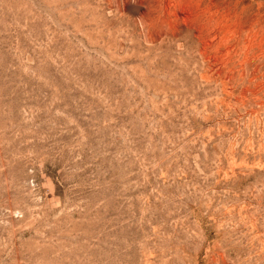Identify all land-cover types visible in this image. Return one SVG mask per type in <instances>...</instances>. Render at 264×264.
I'll return each mask as SVG.
<instances>
[{
	"label": "rangeland",
	"instance_id": "1",
	"mask_svg": "<svg viewBox=\"0 0 264 264\" xmlns=\"http://www.w3.org/2000/svg\"><path fill=\"white\" fill-rule=\"evenodd\" d=\"M0 264H264V0H0Z\"/></svg>",
	"mask_w": 264,
	"mask_h": 264
},
{
	"label": "bare ground",
	"instance_id": "2",
	"mask_svg": "<svg viewBox=\"0 0 264 264\" xmlns=\"http://www.w3.org/2000/svg\"><path fill=\"white\" fill-rule=\"evenodd\" d=\"M183 1V0H182ZM187 2V1H186ZM177 13V12H176ZM250 63V62H249Z\"/></svg>",
	"mask_w": 264,
	"mask_h": 264
}]
</instances>
